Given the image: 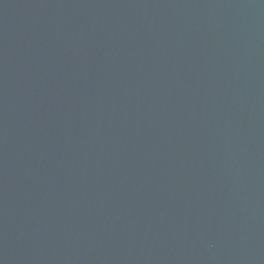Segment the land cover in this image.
<instances>
[{
  "label": "water",
  "instance_id": "water-1",
  "mask_svg": "<svg viewBox=\"0 0 264 264\" xmlns=\"http://www.w3.org/2000/svg\"><path fill=\"white\" fill-rule=\"evenodd\" d=\"M0 264H264V0H0Z\"/></svg>",
  "mask_w": 264,
  "mask_h": 264
}]
</instances>
